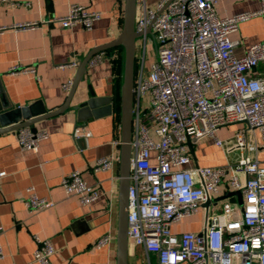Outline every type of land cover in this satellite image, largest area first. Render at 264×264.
<instances>
[{"label": "built area", "instance_id": "1", "mask_svg": "<svg viewBox=\"0 0 264 264\" xmlns=\"http://www.w3.org/2000/svg\"><path fill=\"white\" fill-rule=\"evenodd\" d=\"M218 2L159 0L151 8L141 0L137 5L129 242L155 253L158 264H264V164L250 155L260 146L264 149V76L252 74L264 62V40L250 44L242 56H237L238 42L230 38L242 23L264 16V0L260 9L227 17L218 15ZM102 16L100 11L74 3L65 15L49 21H58L66 28L79 23L91 29ZM39 24L15 23L0 27V32L6 28L32 29ZM150 43L155 46V56L148 65ZM103 53L92 56L89 64L100 63ZM78 65L76 60L67 64ZM8 72L35 73L36 69L17 64ZM72 85L70 79L64 87L69 91ZM237 122L259 129L261 145L248 143L246 128H239L233 135L240 150L234 164L190 166L189 138L208 136L223 146L216 130ZM75 135H80L79 129ZM45 137L46 131L29 127L18 132L24 149L37 150ZM116 158L119 156L99 158L95 170L112 168ZM227 174L232 190L241 191L243 204L225 203L202 232L173 233L172 224L194 214L212 193L218 192ZM2 175L5 172H0ZM62 185L66 193L78 194L84 204L100 194L78 170L67 175ZM29 191L25 204L30 211L52 205L33 188ZM35 239V260L51 264L55 252L52 241ZM111 240V235L105 234L96 245L102 247ZM3 257L0 247V260Z\"/></svg>", "mask_w": 264, "mask_h": 264}, {"label": "crops", "instance_id": "2", "mask_svg": "<svg viewBox=\"0 0 264 264\" xmlns=\"http://www.w3.org/2000/svg\"><path fill=\"white\" fill-rule=\"evenodd\" d=\"M145 1L155 8L159 0ZM74 3L100 11L103 16L91 29L79 23L66 28L58 21H49L65 15ZM261 6V0H219L216 11L220 17H227ZM124 7L125 0H0V27L40 23L32 29L6 28L0 32V101L33 106L34 112L43 108L54 111L64 105L71 92L64 84L70 79L74 84L79 67L67 64L74 60L80 64L93 48L115 39L122 30ZM230 38L238 42L235 54L242 56L250 44L264 40V16L242 23ZM100 52H104L103 60L94 66L88 62L69 106L36 124V131L47 132L37 150L21 147L20 129L0 134V172H5L0 176V247L4 253L0 264H41L34 257L36 237L52 241L55 252L51 264H117L125 52L122 46ZM17 64L33 66L36 72L9 73L8 69ZM252 74L264 76V62ZM90 98H95L93 105L81 106ZM239 128H246L248 143L261 145L260 130L249 128L245 122L221 126L215 134L224 145H217L208 136L197 138L189 148L190 166L234 164L240 157L233 137ZM109 155L119 156L113 167L95 170L98 159ZM250 155L264 164L261 146ZM76 170L87 184L99 189L98 198L91 203L84 204L78 194L66 193L62 185V180ZM229 176L218 192L212 193L211 202H203L194 214L174 222L172 232H202L225 203L240 204L227 196L233 191ZM30 188L52 205L30 211L25 204ZM218 198L222 199L216 201ZM105 234L112 240L98 247L96 241ZM128 264H158V257L130 242Z\"/></svg>", "mask_w": 264, "mask_h": 264}, {"label": "water", "instance_id": "3", "mask_svg": "<svg viewBox=\"0 0 264 264\" xmlns=\"http://www.w3.org/2000/svg\"><path fill=\"white\" fill-rule=\"evenodd\" d=\"M138 0H125L124 22L120 34L112 41L95 47L80 62L73 87L69 94L68 100L54 111H47L43 108L39 112L33 111V106L20 105L12 106L10 103L0 101V134L8 131H17L23 127H31L33 131L37 130L36 124L43 119L62 112L69 106L76 90L78 82L82 79L86 72L90 58L105 49L116 46L124 48V74L122 84L121 97V116H122V143L120 153V181H119V211L117 223V264H128L129 253V226H128V206H129V188L130 179V163L133 138V118H134V77H135V61L137 50V38L139 33L135 29V20L137 13ZM94 96V94H93ZM95 98H90L81 106L93 105ZM195 138H189L187 145L191 149V144ZM227 196H231L233 201L243 204V195L241 191H231ZM222 198L216 199V201ZM209 196L205 201L206 204L211 202Z\"/></svg>", "mask_w": 264, "mask_h": 264}, {"label": "rangeland", "instance_id": "4", "mask_svg": "<svg viewBox=\"0 0 264 264\" xmlns=\"http://www.w3.org/2000/svg\"><path fill=\"white\" fill-rule=\"evenodd\" d=\"M138 42H139V40H138ZM154 50H155V46L150 43L149 51H148V59H150V58L155 56V53L153 52Z\"/></svg>", "mask_w": 264, "mask_h": 264}, {"label": "trees", "instance_id": "5", "mask_svg": "<svg viewBox=\"0 0 264 264\" xmlns=\"http://www.w3.org/2000/svg\"><path fill=\"white\" fill-rule=\"evenodd\" d=\"M136 68V67H135Z\"/></svg>", "mask_w": 264, "mask_h": 264}]
</instances>
